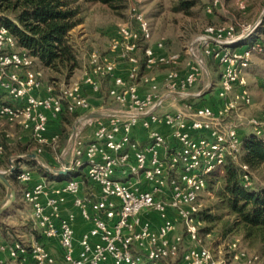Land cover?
I'll return each instance as SVG.
<instances>
[{"label": "built area", "instance_id": "2783aa9c", "mask_svg": "<svg viewBox=\"0 0 264 264\" xmlns=\"http://www.w3.org/2000/svg\"><path fill=\"white\" fill-rule=\"evenodd\" d=\"M218 5V0H209L205 13L212 14ZM142 6L143 0H126L129 21L116 24L108 54L90 52L79 75L58 85L43 82L33 59L17 50L13 36L0 25V154L13 128L28 133L37 145L36 155H41L43 147L56 146L58 135L47 136L48 123L63 110L78 113L76 122L88 113L106 115L86 119L92 127L90 141L75 137L64 169L80 170L77 175L48 184L33 181L30 169L14 167L40 241L33 236L0 241V263L5 257L14 264H56L43 243L53 241L64 264H263L238 237L222 240L215 249L206 246L198 216L205 177L238 151L236 127L221 129L220 123L239 105L251 104L243 72L246 56L260 42L240 46L251 32L240 25L206 26L197 39L201 49H186L189 61L181 72V54L167 52L165 39L150 44L152 30ZM237 6L246 9L242 1ZM238 45L243 53L235 49ZM201 56L221 69L217 110L189 98L199 94ZM114 59L125 68L117 67ZM158 69L165 70L160 77L154 74ZM103 80L110 83L107 95L115 110L103 109L101 103L94 106L85 92L98 95ZM260 86L264 90V77ZM137 126L146 131L142 148L132 140ZM240 171L244 186L250 187L248 167L241 165ZM83 184L91 187L89 194L82 193ZM68 199L72 210L66 212ZM77 215L90 224L78 237ZM152 215L160 221L156 226Z\"/></svg>", "mask_w": 264, "mask_h": 264}, {"label": "trees", "instance_id": "16d2710c", "mask_svg": "<svg viewBox=\"0 0 264 264\" xmlns=\"http://www.w3.org/2000/svg\"><path fill=\"white\" fill-rule=\"evenodd\" d=\"M170 2L171 12L183 17L195 16V8L202 6L200 0ZM92 6L105 9L114 18L123 19L126 0H0V25L13 36L17 50L26 52L33 59V68L43 73L46 83H69L81 68L71 32L83 24L84 12ZM263 41H260L261 46ZM209 73L213 88L219 75L214 71ZM205 95L196 98V101L193 99L195 104L202 105L198 101ZM97 96L101 98L102 91ZM79 116L78 113L63 110L55 119L59 129V151L63 149L71 126ZM260 129L259 135L254 131L239 134L235 157L227 155L223 163L205 177V192L213 193L214 200L208 206H201L198 216L202 224L199 233L207 235L215 229L223 240L238 237L247 249L259 252L264 264V186L253 181L255 174L264 176V127ZM29 147L22 148L17 154H30L33 151L29 152ZM45 149L50 151L49 147ZM22 161L28 166H37L32 158H23ZM241 165L247 166L251 172L250 187L244 186ZM11 183L18 184L15 175L11 176ZM0 186L3 187V184L0 183ZM166 262L171 261L159 263Z\"/></svg>", "mask_w": 264, "mask_h": 264}, {"label": "rangeland", "instance_id": "374dc122", "mask_svg": "<svg viewBox=\"0 0 264 264\" xmlns=\"http://www.w3.org/2000/svg\"><path fill=\"white\" fill-rule=\"evenodd\" d=\"M200 1L202 3V6L201 8H195V16L183 17L179 14H174L171 12L170 0H143L142 9L147 19L149 20L152 30V39L150 41V44L152 45L161 38L165 39V49L167 52L181 54L182 61L178 66L179 71L183 72L185 70L186 63L189 61L188 57L184 54L186 49L192 46L201 49V44L198 43L197 39L200 35H202L203 29L206 26L219 25L235 27L237 25H240L245 27L244 29H247L251 32L247 35L248 37L243 40L240 46L251 47L250 42H254L255 39L260 42L262 39H264V0H218L219 5L213 9L212 14L210 15H207L204 10L205 5L209 3V0ZM239 1H242L246 5V9L244 11H241L237 6V3ZM83 17L84 20L83 24H81L80 26L81 28L75 29L73 32H71L70 36L72 44L77 51L81 68L82 65L86 63L87 55L90 52L94 51L101 55L108 54V47L110 44V40L115 33L116 24L119 22L129 21L126 10L124 18L117 19L110 15V13L105 9H101L97 6L88 7L84 12ZM239 34L240 28L237 27L236 35ZM240 46L238 45L235 49H239V52L241 51L240 53H243V47L240 48ZM255 49L251 50V53L246 56L247 67L243 72L248 90L251 93V104L249 106L239 105L238 109L235 112H232L220 123L221 129H224L225 126L236 127L240 135L248 132L252 133V131H254L255 129L264 127V90L260 86V81L264 77V41L262 43V46L260 44V46L256 50ZM141 53V50H139L137 54L140 62L142 60ZM200 59L203 63V78L199 84L198 89L196 90V92L199 93L207 88V74L210 71H214L220 77L221 71L220 67L214 61L204 56H201ZM114 60L115 62H117V67L123 69L125 68L124 62L119 61L118 59ZM81 68L75 73V76L79 75ZM164 72L165 70L158 69L154 71V74L160 77L164 74ZM42 80L44 83H46L44 75L42 76ZM109 86V81H101V98L103 97V99L99 98L97 95H94L91 99L89 98L94 106H98V104L101 103L103 109H117V106L114 104V102L107 96ZM216 101L217 99L215 89H209L204 98L200 99L198 102H202V105H209L208 103H216ZM73 126H75L77 130L79 127V123L75 122L71 126V132L61 151H59V148H57L58 142L56 143V146L54 148L50 149V151L47 149L44 150L47 157L45 158V160L47 159L49 164L47 162L45 163L48 164L51 170L60 168L62 160L61 158L64 157L62 153L68 144ZM17 129L18 128H14V130H12L13 137L8 141L9 145H12L10 147L11 149H9L5 157H3L4 162L0 163V171L2 172L8 171L10 168L9 162L6 160L7 157H9L11 153H18L21 150V148L18 147L19 141L26 142V144L30 146L28 149L29 152L31 150L33 151V148H35L34 142L31 137L27 133H23L21 130ZM56 158L58 159L56 160ZM13 162L15 163L16 161L14 160ZM28 169H30V171H33L35 175L41 176L45 174L43 173L42 168L39 169L38 165H32L28 167ZM46 179L47 181L51 180V178ZM253 181L264 186V176H262L261 174L253 175ZM8 182L10 184L9 179ZM5 194L6 186L3 184V187L0 186V203L4 200ZM19 198L21 197L19 196ZM213 200L214 194L210 192H204L201 195V198H199V202L202 208L213 203ZM17 201L22 204L21 208L24 213L28 212L27 208L22 203V198H17ZM6 209L7 210L4 211L3 215L0 218V221L4 225H7L9 229L12 227L13 229H17L16 227H20L18 225H22L21 223L23 221L19 216H17L16 212L10 210L8 207ZM31 229V224L27 222H25L23 228H20L21 231L16 230L18 233L16 231H13L7 234L6 230L2 229L0 231V241L3 240L4 242L5 240H25L27 237L26 232L31 231ZM22 233H24L25 236H22ZM16 235H19L20 237ZM200 235L204 239L205 245L211 247L212 249H215V247L219 245V243L223 240L215 231V229H213V232H211L210 234L206 235L205 233H200ZM248 250L253 253L259 254L256 249ZM179 263L180 261L177 260L175 262H166L161 264Z\"/></svg>", "mask_w": 264, "mask_h": 264}, {"label": "crops", "instance_id": "0c3cea01", "mask_svg": "<svg viewBox=\"0 0 264 264\" xmlns=\"http://www.w3.org/2000/svg\"><path fill=\"white\" fill-rule=\"evenodd\" d=\"M80 26L78 27V29L81 28ZM207 77H208V85H209L210 73L207 74ZM103 81H106V80H103ZM218 83H219V77H218L217 81L214 83V88H210V89H216V87L218 86ZM85 92H86L88 98H90V99L95 95L94 93H92L88 89H86ZM195 101H196V99H195ZM208 104L211 105V107L214 110H217V107H218L217 101H216V103L215 102L214 103L213 102L212 103L210 102ZM96 107H98V106H96ZM95 109H97V108H95ZM75 122H76V120H75ZM56 123L57 122L54 119H50L49 120L48 130H47V136H52V135H58L59 134V129H58ZM78 123H79V127L77 129L76 137L83 139L85 142L90 141L91 140V137H92L91 136L92 135V127L87 124L85 115H84V117H82V119H80V121H78ZM12 130H14V128ZM132 140L136 143V145L139 148H142L143 146L146 145V142H147V140H146V131L144 129L140 128V126H137L133 130V132H132ZM57 141H58V139H57ZM18 144H19L18 147H20L21 149L22 148L24 149V148L28 147V145L26 144V142L19 141ZM34 145H35V147H37L35 143H34ZM11 146L9 145V142H5L4 143L3 153L0 154V163L4 162L3 161V157H5V155L7 154V151L9 149H11L10 148ZM46 147H49L50 149H52L51 146H46ZM71 148H72V145L70 146V148L67 151H65L66 148L63 150V153L62 154H64V157L61 158L62 159L61 160V166H60L59 169H56V170H51L49 168V166H48V164H49L48 160L47 159L45 160V158H47L46 157V154L44 152L45 147H43V152H42L41 155H36V152H35L36 149H34L33 152H31L30 154H27V155L22 154V153L21 154H17L15 152L13 154H10V156L7 157L6 160L9 162V165H10V168H11V161L12 162L14 160L16 161V159H18V158L21 157L20 160L16 161L15 163L13 162L14 163L13 169H14V167L27 168L28 169V167H30V166H28L25 163H23L22 159L23 158H27V157L31 158V155L34 154L36 156V158L35 159L32 158V159L38 165L39 169L40 168L43 169L42 171L45 174H43L41 176L40 175H35L33 181H37L39 179L40 180L44 179L48 184H57L58 181L65 180V179L69 178L70 176H75V175H77V173H80V170H73L72 172L71 171H67V173L65 175H58V174H56V172H58V171H66V169H64V167H66V165L71 160V155H70ZM45 162H47L48 164L45 163ZM13 175H15L14 171H13L12 175H10L8 177V179L10 180V185H11V195H10V198L4 204L2 203L3 201L0 203V206H1L0 207V218L3 215L4 211L7 210L6 208L8 207L10 210L16 212L17 216H19L23 222L21 223L22 225H18L20 227H16L17 229H13V227L9 229V227L7 225H4L0 221V231L2 229H5L6 230V233L8 234V233L13 232V231L15 232L16 230H18V231L25 230V229H21L20 230V228H23V226L25 225V222H27V223H30L31 224V228L32 229H31V231L26 232L27 233L26 234V236H27L26 238H28L30 236H33L37 241H40V236L38 235V232L34 229V227L32 225V222L30 220V208L23 201L22 194H23V190H24L25 187L22 186L19 182H18V184H15V185L12 184L11 183V176H13ZM15 178H16V176H15ZM46 178H51V180L47 181ZM0 183L3 184V182H1V181H0ZM6 191H7V188H6ZM91 191H92V189H91L90 186H88L86 184H83L82 193H84V194L85 193H88L89 194V192H91ZM5 196H6V194H5ZM5 196H4V198H5ZM19 196L22 198V203L27 208L28 212H25L24 213V211L22 210V208H21V205L22 204L17 201V198L18 199H21V198H19ZM64 210L66 212L72 210V205H71L70 199L67 200L66 205L64 206ZM151 219H152V221H153V223H154L155 226L160 222L155 215H152ZM89 227H90V224L87 223V222H85V221H83L77 215L76 220H75V223H74V231H75L76 237H78L81 233H83L84 231H86ZM16 236L20 237L19 235H16ZM22 236H25L24 233H22ZM1 241L3 242V240H1ZM11 241H14V240H11ZM11 241L10 240L9 241H6L5 240L4 242H11ZM43 243L49 249V251L53 254V256L56 258V264H64L63 261H62V258H61V251L58 248V246L56 245V243H54L53 241H48V242H43ZM0 264H14V262H12V261L6 259L5 257H3V262L0 263ZM27 264H32V262H28ZM179 264H182V263L180 262Z\"/></svg>", "mask_w": 264, "mask_h": 264}, {"label": "water", "instance_id": "95a60500", "mask_svg": "<svg viewBox=\"0 0 264 264\" xmlns=\"http://www.w3.org/2000/svg\"><path fill=\"white\" fill-rule=\"evenodd\" d=\"M211 84H212V82H211V79L209 78V85L208 86L210 87ZM209 87H207L206 89L201 91L199 94L189 95V98L196 99L198 97H201V96L205 95L207 93ZM105 116L106 115L101 114V113H88L87 115H85V118L86 119H93V118H101V117H105ZM76 133H77V130H76L75 126H73L72 127V133H71L70 138L68 140V144L66 146L65 151H67L70 148V146L73 144V142L75 140V137H76ZM20 158L16 159V161L20 160ZM31 158L35 159L36 156L33 154V155H31ZM13 166H14V163L11 161V168L8 171H4V172L0 171V181L3 182V184L7 188L6 196H5V198H4L3 202H2L3 204L10 198V195H11V185L8 182V177L10 175H12V173H13ZM66 173H67V171H58V172H56V174H58V175H65Z\"/></svg>", "mask_w": 264, "mask_h": 264}]
</instances>
